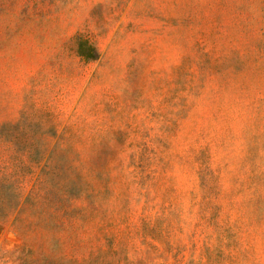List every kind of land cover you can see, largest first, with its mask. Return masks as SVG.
Segmentation results:
<instances>
[{
  "label": "rangeland",
  "instance_id": "rangeland-1",
  "mask_svg": "<svg viewBox=\"0 0 264 264\" xmlns=\"http://www.w3.org/2000/svg\"><path fill=\"white\" fill-rule=\"evenodd\" d=\"M0 264H264V0H0Z\"/></svg>",
  "mask_w": 264,
  "mask_h": 264
},
{
  "label": "trees",
  "instance_id": "trees-1",
  "mask_svg": "<svg viewBox=\"0 0 264 264\" xmlns=\"http://www.w3.org/2000/svg\"><path fill=\"white\" fill-rule=\"evenodd\" d=\"M88 50H89V52H92L93 49H92V47H89ZM87 56L90 57L91 56L90 53H88Z\"/></svg>",
  "mask_w": 264,
  "mask_h": 264
}]
</instances>
